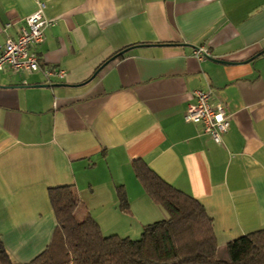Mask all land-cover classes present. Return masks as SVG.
Here are the masks:
<instances>
[{"label": "crops", "instance_id": "obj_1", "mask_svg": "<svg viewBox=\"0 0 264 264\" xmlns=\"http://www.w3.org/2000/svg\"><path fill=\"white\" fill-rule=\"evenodd\" d=\"M40 1L55 20L32 48L41 69L0 71V235L12 258L50 241L51 187L73 185L78 219L89 213L104 235L138 239L166 217L136 159L203 203L220 258L264 228V0H0V50ZM199 46L211 56L197 59ZM195 89L226 103L222 143L185 121Z\"/></svg>", "mask_w": 264, "mask_h": 264}, {"label": "trees", "instance_id": "obj_2", "mask_svg": "<svg viewBox=\"0 0 264 264\" xmlns=\"http://www.w3.org/2000/svg\"><path fill=\"white\" fill-rule=\"evenodd\" d=\"M135 174L166 217L145 224L138 239L104 235L87 213L78 219L80 197L73 185L48 191L56 226L46 247L28 261L13 260L0 235V264H264V228L248 232L218 255L213 218L193 195L173 186L145 161L133 162ZM120 208L130 212L123 185L117 186Z\"/></svg>", "mask_w": 264, "mask_h": 264}, {"label": "built area", "instance_id": "obj_3", "mask_svg": "<svg viewBox=\"0 0 264 264\" xmlns=\"http://www.w3.org/2000/svg\"><path fill=\"white\" fill-rule=\"evenodd\" d=\"M44 7L43 2H38L37 9L25 17L18 36L8 39L1 48L0 71L10 69L15 72H32L41 69L39 57L32 48L44 38L46 28L55 24L54 19L44 15ZM194 56L202 60L211 56V53L205 46H199L194 50ZM44 74L62 76L65 72L44 69ZM193 96L194 101L190 102L184 111L185 121L202 124L204 131L216 143H222L230 125V113L226 103L222 100L213 101L210 90L195 89Z\"/></svg>", "mask_w": 264, "mask_h": 264}, {"label": "water", "instance_id": "obj_4", "mask_svg": "<svg viewBox=\"0 0 264 264\" xmlns=\"http://www.w3.org/2000/svg\"><path fill=\"white\" fill-rule=\"evenodd\" d=\"M136 46H138V45H133V46H130V47H128V48H125V49L121 50L120 52L114 54V55L111 56L110 58H108V59H107L105 62H103V63L101 64V66L95 71L94 75L97 74V73L101 70V68H103L105 65H107L111 60L117 58L118 56L124 54L126 51H128V50H130L131 48H134V47H136Z\"/></svg>", "mask_w": 264, "mask_h": 264}, {"label": "rangeland", "instance_id": "obj_5", "mask_svg": "<svg viewBox=\"0 0 264 264\" xmlns=\"http://www.w3.org/2000/svg\"><path fill=\"white\" fill-rule=\"evenodd\" d=\"M30 259L31 258H13V260H15V261H28Z\"/></svg>", "mask_w": 264, "mask_h": 264}]
</instances>
